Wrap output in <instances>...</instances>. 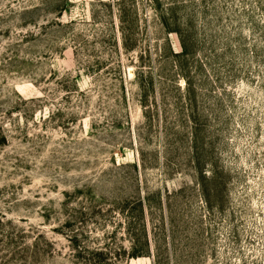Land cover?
I'll list each match as a JSON object with an SVG mask.
<instances>
[{
    "label": "rangeland",
    "instance_id": "374dc122",
    "mask_svg": "<svg viewBox=\"0 0 264 264\" xmlns=\"http://www.w3.org/2000/svg\"><path fill=\"white\" fill-rule=\"evenodd\" d=\"M0 264H264V0H0Z\"/></svg>",
    "mask_w": 264,
    "mask_h": 264
}]
</instances>
